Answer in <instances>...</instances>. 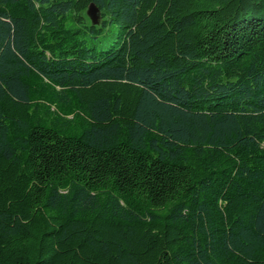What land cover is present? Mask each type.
Instances as JSON below:
<instances>
[{"label":"trees","instance_id":"1","mask_svg":"<svg viewBox=\"0 0 264 264\" xmlns=\"http://www.w3.org/2000/svg\"><path fill=\"white\" fill-rule=\"evenodd\" d=\"M0 264H264V0H0Z\"/></svg>","mask_w":264,"mask_h":264},{"label":"water","instance_id":"2","mask_svg":"<svg viewBox=\"0 0 264 264\" xmlns=\"http://www.w3.org/2000/svg\"><path fill=\"white\" fill-rule=\"evenodd\" d=\"M88 14L91 17L92 21L94 23H97L98 18H99V10L98 8H96L95 5H91L89 10H88Z\"/></svg>","mask_w":264,"mask_h":264}]
</instances>
